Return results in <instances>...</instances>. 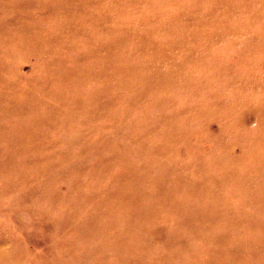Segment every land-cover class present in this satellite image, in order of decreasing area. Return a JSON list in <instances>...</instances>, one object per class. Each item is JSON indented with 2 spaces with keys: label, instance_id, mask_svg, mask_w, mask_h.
<instances>
[{
  "label": "rangeland",
  "instance_id": "obj_1",
  "mask_svg": "<svg viewBox=\"0 0 264 264\" xmlns=\"http://www.w3.org/2000/svg\"><path fill=\"white\" fill-rule=\"evenodd\" d=\"M0 264H264V0H0Z\"/></svg>",
  "mask_w": 264,
  "mask_h": 264
}]
</instances>
